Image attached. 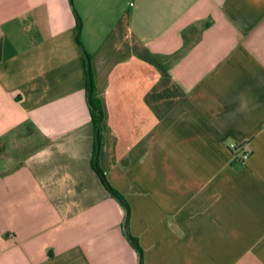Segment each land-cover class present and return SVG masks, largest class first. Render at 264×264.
<instances>
[{"label":"crops","instance_id":"1","mask_svg":"<svg viewBox=\"0 0 264 264\" xmlns=\"http://www.w3.org/2000/svg\"><path fill=\"white\" fill-rule=\"evenodd\" d=\"M140 263L264 264V0H0V264Z\"/></svg>","mask_w":264,"mask_h":264},{"label":"water","instance_id":"2","mask_svg":"<svg viewBox=\"0 0 264 264\" xmlns=\"http://www.w3.org/2000/svg\"><path fill=\"white\" fill-rule=\"evenodd\" d=\"M70 4H71L72 7H74L73 0H70ZM80 34H81V23H80V20H79V29H78V32H77V35H76V43L80 47V49L82 50V52H83V54L85 56V59H86V63H87V73H88V76H89V79H90V88H89V93H88V104H89L90 108L95 113H97L98 116H99V121H98L97 128H96V146H97V152H96V158H95V161H94V165H95V168L98 171V173L100 175H103L102 171H100V169L98 167V157H99L100 148H101L100 128H101L102 121H103V114L100 111H98L96 109V107L93 105V98H92V96H93V86H92V80H91V61H90V58H89L87 52L84 50V48L82 47V45H81V43L79 41ZM110 193L120 203V205L126 211V218H125V223H124V233L128 237V239L131 241L132 245L139 252L140 259H141V257H142L141 250H140L137 242L131 237V235L129 234V231H128L129 218H130V210H129L128 206L124 203V201H122L120 199V197H118L116 194H114L112 192V190H110Z\"/></svg>","mask_w":264,"mask_h":264},{"label":"trees","instance_id":"3","mask_svg":"<svg viewBox=\"0 0 264 264\" xmlns=\"http://www.w3.org/2000/svg\"><path fill=\"white\" fill-rule=\"evenodd\" d=\"M91 80H92V86H93V105L96 107V109L98 111H100L102 114H103V110H102V106L100 104V102L96 99L95 97V93H94V85H93V77H92V73H91ZM89 88H90V79H89V76H88V93H89ZM91 115H92V120H93V125L95 127V129L97 128V124H98V121H99V116L97 113H95L92 109H91ZM96 152H97V146H95V149H94V157L96 156ZM96 169V168H95ZM97 171V170H96ZM98 172V171H97ZM101 178H102V181L104 183V185L106 186V188L108 189V191L110 192V190H112V192L114 194H116L118 197H120V199L122 201H124V203L126 204L123 196L118 193L116 190H114L107 182L106 178H105V175H100ZM114 198V197H113ZM127 205V204H126Z\"/></svg>","mask_w":264,"mask_h":264},{"label":"built area","instance_id":"4","mask_svg":"<svg viewBox=\"0 0 264 264\" xmlns=\"http://www.w3.org/2000/svg\"><path fill=\"white\" fill-rule=\"evenodd\" d=\"M229 148L234 154H236V156H238L239 160L243 163L247 162L251 156V150L247 145L244 149H241V147H239L237 144L231 143L229 145Z\"/></svg>","mask_w":264,"mask_h":264},{"label":"rangeland","instance_id":"5","mask_svg":"<svg viewBox=\"0 0 264 264\" xmlns=\"http://www.w3.org/2000/svg\"><path fill=\"white\" fill-rule=\"evenodd\" d=\"M74 8L76 9V0H73Z\"/></svg>","mask_w":264,"mask_h":264}]
</instances>
